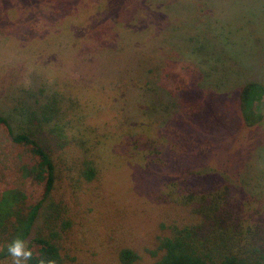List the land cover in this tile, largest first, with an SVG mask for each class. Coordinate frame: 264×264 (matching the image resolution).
Here are the masks:
<instances>
[{"label": "trees", "instance_id": "16d2710c", "mask_svg": "<svg viewBox=\"0 0 264 264\" xmlns=\"http://www.w3.org/2000/svg\"><path fill=\"white\" fill-rule=\"evenodd\" d=\"M90 1L83 3L80 16L79 13L70 15L64 8L60 11L61 20H66L68 28L77 32L68 36L78 38L82 44L89 42L96 50V72L101 65L118 57L123 64L120 74L124 75L115 76L117 82L120 86L135 88L139 105L133 109L136 113L131 121L124 118L118 131L110 129L107 122L101 120L102 106L90 95L74 93V86L57 77L40 88L31 119L26 118L19 131L11 125L8 116L0 112V264H11L6 245L18 234L29 242L34 252L55 257L57 264H103L97 257L100 250L86 248L87 254H83V248L76 243L71 247L72 243L67 242L78 224L77 215L86 217L83 210L76 215L69 208L68 191H90V183L102 170L117 164L126 165L127 159L139 161L147 153L157 154L161 152L159 144L169 143L172 148L175 145L174 148L182 152L194 148L196 142L192 138L196 130L200 124L208 122L203 118L205 106L208 102L214 103L217 96L215 76L221 67L214 52L221 37L227 40L236 35V61L242 66L250 62V59H242L241 54H246L248 46L244 40H238L237 35L253 33L254 29L235 27L229 18L211 19L203 24L200 14L207 13V0H174L164 5L166 10L159 12L160 28L164 30L160 32L155 27L151 29L153 34L146 32L155 40L145 47L144 30L131 32L125 28V34L122 30L126 22L135 18L131 13L138 0ZM88 6L99 17L92 13L94 19L86 23L83 14L88 12ZM116 6L128 7L126 15L122 11L113 12ZM260 8L254 6L256 11ZM184 12L192 14L195 20L175 25L172 16L178 17ZM114 16H120L122 22L114 20ZM145 22L149 23V18ZM138 25L134 23L133 30ZM63 28L58 29L64 31ZM175 29L179 30L177 36ZM263 51L264 43L258 53ZM109 53L111 56H105ZM250 66L254 67L251 64L247 67ZM99 93L102 100L106 98L99 91L96 99H100ZM262 96V82L249 81L240 87L238 106L247 126L263 119ZM34 111H41V115L37 117ZM158 113L164 115L162 122L173 120L154 126L157 121L154 115ZM39 131L51 135L49 144L45 138L37 136ZM167 134L176 140L164 138ZM52 145H56V150ZM61 179L67 180L68 190L62 188ZM180 190L174 200L165 199L166 205L156 215L151 239L141 242L139 247L118 246L109 250L105 247L106 259L118 264H264V208L254 204L259 203L256 198L239 199L228 181L207 188L195 185ZM57 195L62 200L60 206L55 199ZM43 210L46 213L40 220ZM98 212V220L104 223L100 210ZM109 217L112 226L106 235L118 229L111 213ZM103 238L97 236V242L103 245Z\"/></svg>", "mask_w": 264, "mask_h": 264}, {"label": "rangeland", "instance_id": "374dc122", "mask_svg": "<svg viewBox=\"0 0 264 264\" xmlns=\"http://www.w3.org/2000/svg\"><path fill=\"white\" fill-rule=\"evenodd\" d=\"M147 1L149 0H138L136 6L133 4L135 9L131 14L135 18L122 26L124 34L125 28L131 32L144 30L143 32L152 34L151 29L155 27L160 32L164 30L160 28L159 12L165 11L164 5L174 0H156V3L154 0ZM84 2L91 3L90 0H0V112L8 116L16 131L24 127L26 118L30 121L31 111L35 108L34 99L40 93V88L57 77L74 86V93L90 95L102 106L104 110L101 120L106 121L110 129L118 131L123 124L122 120L125 118L126 121H131L132 115L136 113L133 109L140 102L138 92L129 85L120 86L115 77L124 75L120 74L123 64L119 58L101 65L102 68L96 72V50L89 42L82 44L78 38L68 36L69 33L77 32L74 28H68L66 20H61L63 14L60 11L64 8L69 10L70 15L76 16L79 13L80 16ZM207 4V13L200 14L203 24H208L211 19L229 18L235 27L242 26L247 31L254 29L253 33L237 35V39L244 40L248 46L245 48L246 54L240 53L244 57L242 59H250V62L242 66L236 61V35L227 40L225 36L221 37V43L216 45L219 55L214 52L218 57L216 62L221 67L217 69L215 76L218 83L217 96L214 103L208 102L205 106L203 118L208 119V122L199 123L196 136L192 138L196 142L194 148L182 152L174 148L175 145L172 148L169 143L159 144L161 152L157 154L147 153L139 161L127 159L126 165L117 164L102 170L97 181L90 183V191H68L71 196L69 208L76 215L83 210L86 217L77 215L78 224L76 223L67 242L72 243L71 247L76 243L83 248V254H87L86 248L100 250L101 254L97 257L103 264H118L106 259L104 252L107 249L132 245L139 247L141 242L151 239L158 218L156 215L166 205L165 199L174 200L180 189L195 185L207 188L228 181L239 199L252 196L259 201L254 204L258 208H264V105L260 108L263 119L253 126L244 123L238 106L239 89L244 83L257 81L264 84V51L258 53L264 43V0H207ZM254 6L261 8L256 11ZM87 8L88 12L83 16L85 22L89 23L90 19H94L92 16L95 10L91 6ZM127 8L116 6L112 11H122L126 15ZM146 8L150 11L146 12ZM95 15L99 17L98 14ZM120 16L112 18L122 22ZM148 18L149 23H146L145 19ZM172 18L175 25L195 20L192 14L185 12ZM124 21H127L126 18ZM134 23L139 25L133 30ZM167 25L168 22L166 27ZM61 26L64 31L58 29ZM149 26L151 28H147ZM49 29L51 32H48ZM178 33L179 30L175 29L174 34L177 36ZM144 37V47L146 44L152 45V40H155L147 33ZM172 38L174 41L175 38ZM202 38L201 35L200 39ZM95 44L94 42L93 45ZM109 55L110 53L105 56ZM250 64L254 67H247ZM98 90L106 96L105 99L102 100L101 93L98 94L100 99H96ZM263 101L264 96L261 103ZM34 112L37 117L41 115V111ZM154 116L157 119L154 126L168 124L173 120L162 122L164 115L161 113ZM38 135L41 139L45 138L47 144L50 143L51 135L46 131H39ZM164 138L174 140L169 134ZM51 147L56 150V145ZM174 183H178L177 186ZM61 186L69 189L66 179H61ZM55 199L59 206L62 205L59 195ZM98 210L104 223L98 220ZM45 213L43 210L40 220ZM110 213L118 224V229L112 235H106L112 226ZM97 236L104 237L103 245L97 242Z\"/></svg>", "mask_w": 264, "mask_h": 264}, {"label": "clouds", "instance_id": "9594fccd", "mask_svg": "<svg viewBox=\"0 0 264 264\" xmlns=\"http://www.w3.org/2000/svg\"><path fill=\"white\" fill-rule=\"evenodd\" d=\"M7 253L11 258V264H57V259L46 253L34 252L29 242L20 234L16 235L7 245Z\"/></svg>", "mask_w": 264, "mask_h": 264}]
</instances>
